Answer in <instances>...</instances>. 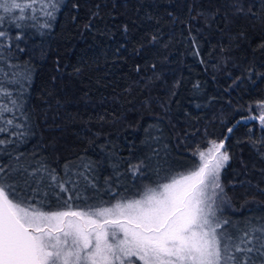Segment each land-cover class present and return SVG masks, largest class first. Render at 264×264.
<instances>
[{"label":"trees","instance_id":"trees-1","mask_svg":"<svg viewBox=\"0 0 264 264\" xmlns=\"http://www.w3.org/2000/svg\"><path fill=\"white\" fill-rule=\"evenodd\" d=\"M46 11L40 0L0 11V167L9 182L51 210L69 196L80 208L108 206L154 186L158 171L185 172L196 148L224 140L232 209L222 211L223 230L264 237L251 231L264 227V128L255 119L264 0H59ZM138 161L145 167L134 177L127 169Z\"/></svg>","mask_w":264,"mask_h":264},{"label":"snow or ice","instance_id":"snow-or-ice-1","mask_svg":"<svg viewBox=\"0 0 264 264\" xmlns=\"http://www.w3.org/2000/svg\"><path fill=\"white\" fill-rule=\"evenodd\" d=\"M58 2L40 0L42 9L53 11ZM35 3L0 0V11L23 13ZM257 107L261 112L255 119L264 125V102ZM209 145L194 153L199 162L190 169L158 171L154 186L145 185L138 198L122 197L110 206L80 208L69 196L51 210L35 194L18 190L0 167V264H254L253 252L264 257V237L245 232L236 240L223 230L230 221L219 217L216 202L222 198L220 176L230 156L224 140ZM144 167V161L129 163L127 171L136 177ZM51 179L61 192L72 191L67 181L56 175ZM251 231L264 233V227Z\"/></svg>","mask_w":264,"mask_h":264},{"label":"rangeland","instance_id":"rangeland-1","mask_svg":"<svg viewBox=\"0 0 264 264\" xmlns=\"http://www.w3.org/2000/svg\"><path fill=\"white\" fill-rule=\"evenodd\" d=\"M263 102H264V101H263ZM260 112H261V109L258 107V111H257V113H258L257 115H258V116L260 115ZM259 126L262 127V128H264V125H261V122H260V121H259ZM210 141H215V140H210ZM216 142H218V141H216ZM209 146H210V145H209V141H208L207 143L202 144L201 146H199L198 148H196L195 153H196L198 150H199V151H206L207 148H208ZM224 150H225V149H224ZM225 151H226V150H225ZM194 156H195L196 161H197V164H198V162H199V157H198V155H194ZM229 163H230V160L226 163L225 167L222 169V171H221V175H222V172L228 168ZM220 182H221V176H220ZM221 184H222V182H221ZM136 198H138V197H136ZM216 203H217V207L220 208V209H222V211H223V210H226V209H232V207H231L232 204H230V201H229L228 197L225 195V193H224V189H223L222 198H221V199H218ZM108 206H110V205H108ZM222 211L218 212V215H219V217H220L221 219H222ZM138 264H139V262H138Z\"/></svg>","mask_w":264,"mask_h":264}]
</instances>
